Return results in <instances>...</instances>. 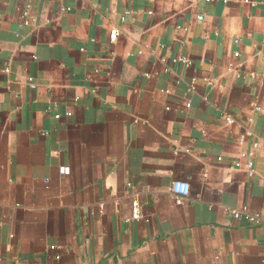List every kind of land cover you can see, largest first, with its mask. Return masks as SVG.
<instances>
[{
	"label": "crops",
	"instance_id": "0c3cea01",
	"mask_svg": "<svg viewBox=\"0 0 264 264\" xmlns=\"http://www.w3.org/2000/svg\"><path fill=\"white\" fill-rule=\"evenodd\" d=\"M0 264H264V0H0Z\"/></svg>",
	"mask_w": 264,
	"mask_h": 264
},
{
	"label": "built area",
	"instance_id": "2783aa9c",
	"mask_svg": "<svg viewBox=\"0 0 264 264\" xmlns=\"http://www.w3.org/2000/svg\"><path fill=\"white\" fill-rule=\"evenodd\" d=\"M118 35V30L114 29L111 31V38L115 39ZM178 60H180L182 63L188 64L189 61L187 58L185 57H179ZM70 113L67 112L66 115H69ZM57 118H60L61 115H56ZM258 147V143H254L253 148H257ZM252 155V152L250 153ZM233 165L235 167H239L241 166V162L238 160L234 161ZM246 168H247V172L249 176L253 175L254 172V164H253V159L251 157H249L246 161ZM172 192L177 195L178 197H182V196H186L189 194V185L183 181H174L172 183L171 186ZM137 206L138 203L133 202V217L134 218H138V212H137ZM233 215L236 218L239 217H245L247 220L251 221V222H258L260 220V218L258 217V215L256 214H251L246 208H242V209H235L233 211Z\"/></svg>",
	"mask_w": 264,
	"mask_h": 264
}]
</instances>
